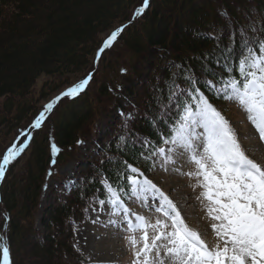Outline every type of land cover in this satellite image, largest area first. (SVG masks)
<instances>
[{"label":"trees","instance_id":"obj_1","mask_svg":"<svg viewBox=\"0 0 264 264\" xmlns=\"http://www.w3.org/2000/svg\"><path fill=\"white\" fill-rule=\"evenodd\" d=\"M142 4L143 0H0V157L23 132L15 145L27 142L0 180V244L9 248L10 264H28L21 259V236L31 245L46 244L38 251L58 259L50 264H87L75 246L73 229L85 222L84 212L98 204L97 197L105 199L101 179L116 187L125 162L151 175L152 158H144L149 147L143 144L158 143L168 127L171 114L163 105L168 104L167 84L177 72L175 66L191 69L209 102L221 106L226 99L203 82L219 79L212 73L221 71L216 59L229 44L230 33L249 19L264 20V0H149L144 13L133 18ZM122 26L95 66L103 41ZM209 34L222 37L220 48ZM118 44L123 49L106 56ZM126 54L128 61L119 63ZM230 62L235 68V57ZM89 75L83 91L58 101L40 128L31 126L45 101ZM40 78L46 82L37 90ZM177 81L186 87L182 78ZM107 111L112 116L100 121L110 114ZM52 144L59 149L56 155ZM70 162L75 165L72 176L58 175V168ZM49 172L55 184L48 190L63 201L41 218L40 233L35 214ZM125 183L119 179L120 185Z\"/></svg>","mask_w":264,"mask_h":264},{"label":"snow or ice","instance_id":"obj_2","mask_svg":"<svg viewBox=\"0 0 264 264\" xmlns=\"http://www.w3.org/2000/svg\"><path fill=\"white\" fill-rule=\"evenodd\" d=\"M148 6L149 0H143L133 18L141 16ZM122 31L123 27L117 28L103 41L97 57ZM209 39L215 40L216 48H220V35L209 34ZM229 41L216 59L221 71L212 73L219 79L215 83L204 81L203 86L238 104L259 140L264 142V20L249 19L248 24L230 33ZM233 57L237 61L235 68L230 62ZM175 67L177 72L167 84L168 104L163 105L171 114L168 127L158 143L144 141L143 146L149 147L144 158L157 157L165 170L171 165L178 174L194 181L191 187L193 191L199 189L196 199L210 218L214 241L210 243L206 233L190 227L177 204L139 168L127 162L125 170L118 173L119 179L126 183L120 185L118 179L114 187L107 179H101L105 199H96L101 206H110L111 216L126 223L131 264H264V163L246 154L229 121L198 87L201 81L192 70L181 65ZM178 77L186 87L180 86ZM90 79L91 75L45 105L31 126L40 128L46 112L62 97L77 96ZM216 84L220 87L216 88ZM180 97L185 99L181 101ZM26 147L25 141L7 148L0 157V180ZM51 152L53 155L59 152L55 144L51 145ZM177 164L191 167L183 171ZM149 196L158 200V205L149 204ZM125 197L135 198L141 207L154 208L158 215L140 214L127 205ZM109 223L115 225L117 221L110 219ZM137 232L139 238L134 235ZM0 257V264H10V250L6 245L0 244Z\"/></svg>","mask_w":264,"mask_h":264},{"label":"rangeland","instance_id":"obj_3","mask_svg":"<svg viewBox=\"0 0 264 264\" xmlns=\"http://www.w3.org/2000/svg\"><path fill=\"white\" fill-rule=\"evenodd\" d=\"M104 35L105 34H102L98 38L100 39ZM121 49L123 48L118 44L106 56L110 54L109 56L113 57L114 54L120 52ZM90 57L91 56L88 55L86 56V63H89ZM128 59L129 56L126 54L125 57L121 58L119 63H126ZM45 82L46 79L44 78L37 80V90ZM58 94L59 93L53 94V98ZM51 99H46L47 101L44 102L43 107H45ZM216 109L229 121L231 128L236 133L237 139L242 148L246 151V154L250 158L257 160L260 163H264V142L259 140L258 133H256L254 127L247 120L246 113L239 107V105L235 102L226 100L224 104L218 106ZM107 112L110 113L109 111ZM129 114L130 112L124 113L125 116H128L127 118H129ZM107 116H112V113L105 117L102 115L100 121L107 119ZM85 138H89V135ZM25 159L21 160L18 169L25 163ZM151 160L153 170L148 178L177 204L182 215L185 217L186 223H188L193 229L206 233L209 242L212 243L214 241V235L210 226L211 221L210 218L206 216V210L201 202L196 199L199 189L193 191L191 185L194 181L186 176L178 174L173 170L171 165L167 166V170H165V167L161 165V162L157 157H152ZM74 167L75 165L72 162L67 163L63 167L58 168L57 174L63 177H71V171ZM176 167H182L183 171H188L191 165L177 164ZM45 181L46 185L43 187L41 193L40 206L37 208L35 214L36 230L40 233L41 218H46V213L54 203L60 204V201H63L62 198L58 197V194L57 197H55L48 190L49 186L55 184V178H52V176L47 174ZM134 201L135 198L132 200L127 199L126 203L130 208L142 215L149 217L158 215L154 212V208L148 209L141 207L139 201ZM147 202L152 205H158L159 203L158 200H153L150 196L148 197ZM110 212V206L107 204L101 206L98 203L84 212L85 222L82 225H76L73 229L75 246L85 256L87 264H131L132 252L126 241V237L129 235L126 230L127 225L126 223H123L119 217L111 216ZM110 219L116 220L117 224H110ZM130 219L135 222L134 217H130ZM149 231L151 232V230ZM134 235L139 238L140 233L137 232ZM17 241L21 253V259L25 263L50 264L58 262L57 258H50L47 256L45 251L39 253L38 249L46 248V244L41 242H38L36 245L28 244L24 241L23 236L19 237Z\"/></svg>","mask_w":264,"mask_h":264},{"label":"water","instance_id":"obj_4","mask_svg":"<svg viewBox=\"0 0 264 264\" xmlns=\"http://www.w3.org/2000/svg\"><path fill=\"white\" fill-rule=\"evenodd\" d=\"M123 29H124V27H123ZM100 55H101V54H100ZM100 55H99V57H100ZM99 57H97V59H98ZM97 59H96V60H97ZM60 95H61V94H60Z\"/></svg>","mask_w":264,"mask_h":264},{"label":"bare ground","instance_id":"obj_5","mask_svg":"<svg viewBox=\"0 0 264 264\" xmlns=\"http://www.w3.org/2000/svg\"><path fill=\"white\" fill-rule=\"evenodd\" d=\"M90 149H91V147H90Z\"/></svg>","mask_w":264,"mask_h":264}]
</instances>
